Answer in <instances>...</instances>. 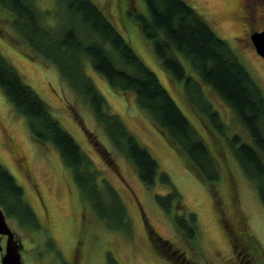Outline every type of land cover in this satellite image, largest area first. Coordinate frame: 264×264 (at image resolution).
Segmentation results:
<instances>
[{
  "label": "rangeland",
  "instance_id": "1",
  "mask_svg": "<svg viewBox=\"0 0 264 264\" xmlns=\"http://www.w3.org/2000/svg\"><path fill=\"white\" fill-rule=\"evenodd\" d=\"M93 1L158 75L202 135L219 162L220 179L210 184L196 176L186 157L139 108L134 93L117 91L89 62L86 63L87 73L107 101L108 112L120 116L139 142L150 150L160 171L170 176L172 185L180 192L185 212L197 214V236L192 241L187 240L173 222L176 211L172 209L171 213H166L156 201L157 194L169 193L172 186L162 184L159 178L154 188L148 189L144 185L134 163L114 146L104 126L97 121L91 104L63 80L54 63L25 42L22 34L11 25L13 13L0 6V53L17 68L23 81L49 104L53 115L75 137L102 177L115 185L128 207L132 226L131 233L111 230L96 216L82 199L72 170L64 166L58 150L34 139L26 119L12 107L0 88V161L23 186L26 199L40 222V227L34 228L22 226L17 219L7 217L23 245V264H112L110 259L117 264H176L155 249L150 228L168 240L173 249L178 250L177 254L183 253L194 264H233L235 259L246 264L248 257H242V253L237 255L241 250L237 247L240 241L229 230L246 232L260 249L264 264V204L255 183L243 171L226 139L238 134L251 143L250 134L239 123L230 105L211 86L202 83L205 96L228 126L226 136L207 125V117L189 101L184 82L173 79L155 54L152 42L142 33L134 14L147 13L143 0ZM186 1L204 16L221 38L228 41L264 89V58L257 54L248 38L250 27L264 30V18L259 16L257 22L246 24L237 17L236 5L241 2L249 10L250 0ZM36 2L48 22L55 25L53 15H46L56 9L55 0ZM178 57L187 72L195 76L190 62L181 54ZM6 136L13 139L26 166L29 165L32 178L17 170L13 153L5 145ZM95 142L109 151L107 159L95 148ZM215 146L222 153H218ZM178 214H182L181 210ZM1 244L4 254L6 240ZM1 260L0 256V264Z\"/></svg>",
  "mask_w": 264,
  "mask_h": 264
},
{
  "label": "trees",
  "instance_id": "2",
  "mask_svg": "<svg viewBox=\"0 0 264 264\" xmlns=\"http://www.w3.org/2000/svg\"><path fill=\"white\" fill-rule=\"evenodd\" d=\"M143 1L147 13L134 14L142 33L152 42L155 54L173 79L184 82L189 101L207 117V125L226 136L228 126L205 96L202 83L211 86L230 105L239 123L250 134L251 143L238 134L226 139L243 171L255 183L264 204V89L228 41L186 0ZM55 3L54 12L46 13L53 15L56 22L52 25L36 0H0V6L13 13L11 25L25 42L54 63L63 80L91 104L97 121L104 126L114 146L134 163L144 185L154 188L159 178L162 184L172 186L169 193L157 194L156 201L166 213L176 211L173 216L176 229L187 240H194L198 233L197 214L185 212L180 192L172 185L170 176L160 171L150 150L139 142L120 116L108 112L107 101L87 73L86 63L117 91L134 93L139 108L186 157L196 176L210 184L220 179L215 154L158 75L97 3L93 0H55ZM179 54L190 62L197 76L187 72ZM0 88L12 107L24 116L34 139L58 150L64 166L72 170L86 205L109 229L131 233L129 210L118 189L102 177L75 137L53 115L49 104L23 81L17 68L1 53ZM94 146L107 159L106 147ZM216 151L222 153L220 148ZM0 208L6 217L17 219L22 226L40 227L23 186L1 161ZM179 209L182 214H178ZM149 235L155 249L176 264H194L183 253L177 254L178 250L151 228ZM110 262L117 264L112 259Z\"/></svg>",
  "mask_w": 264,
  "mask_h": 264
},
{
  "label": "flooded vegetation",
  "instance_id": "3",
  "mask_svg": "<svg viewBox=\"0 0 264 264\" xmlns=\"http://www.w3.org/2000/svg\"><path fill=\"white\" fill-rule=\"evenodd\" d=\"M250 3H251V6L249 10L245 8L241 4V2H239L238 4L236 3L237 13H238L237 17L240 18L241 21L246 24H252L255 21L257 22V20L259 19V16H261V18L262 17L264 18V0H250ZM259 10H260V15L258 14ZM250 28L251 30L248 34L249 40H251V35L254 32L259 31V30H255L254 27H250ZM5 145L9 149V151L13 153V157L15 158L17 170L23 173L26 177L32 178L30 174L29 165L26 166L27 164L25 163L24 158L20 156L13 139L6 136ZM229 231L232 235H236L235 238L237 239L238 242L240 241L238 246L236 245L237 247L241 248V250L239 251L237 255L242 253V257H248V261L246 264H263L262 259H261L262 253L260 249L258 250V247L253 243L252 237L251 238L248 237L246 232L239 231L241 233L239 232L237 233L235 230H232V229ZM4 239L7 241L6 235L0 236L1 242ZM16 239L19 240L17 235H16ZM234 249L235 248H233V250ZM2 255H3V250L0 251L1 259H2ZM239 262L240 261H237V259H235L233 264H240Z\"/></svg>",
  "mask_w": 264,
  "mask_h": 264
},
{
  "label": "water",
  "instance_id": "4",
  "mask_svg": "<svg viewBox=\"0 0 264 264\" xmlns=\"http://www.w3.org/2000/svg\"><path fill=\"white\" fill-rule=\"evenodd\" d=\"M251 40L259 56L264 58V30L256 31L251 35ZM88 136V134H87ZM90 136V134H89ZM88 136V137H89ZM96 146H99V142H95ZM6 235V252L2 256V264H23L21 240L16 239L15 232L7 222V217L3 209L0 208V236ZM3 250V246L0 240V251Z\"/></svg>",
  "mask_w": 264,
  "mask_h": 264
}]
</instances>
